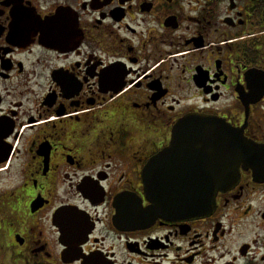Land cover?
<instances>
[{"label":"flooded vegetation","instance_id":"1","mask_svg":"<svg viewBox=\"0 0 264 264\" xmlns=\"http://www.w3.org/2000/svg\"><path fill=\"white\" fill-rule=\"evenodd\" d=\"M190 116L230 134L233 185L148 220ZM0 264H264V0H0Z\"/></svg>","mask_w":264,"mask_h":264},{"label":"water","instance_id":"2","mask_svg":"<svg viewBox=\"0 0 264 264\" xmlns=\"http://www.w3.org/2000/svg\"><path fill=\"white\" fill-rule=\"evenodd\" d=\"M223 131L226 129L214 121L195 116L185 118L175 127L169 146L155 156L143 172L145 196L149 203L145 209L148 220L197 219L211 212L217 193L233 185L228 176L232 171L214 157L226 148L225 142L230 134H220ZM187 146L191 158L192 155L195 157L191 174L188 178L173 177L172 173L177 169L174 158L187 154L183 149ZM206 157L211 161L207 169ZM203 177L204 184L199 181Z\"/></svg>","mask_w":264,"mask_h":264}]
</instances>
